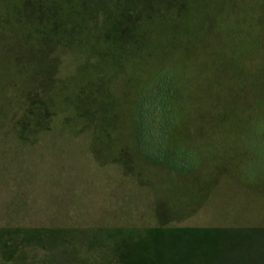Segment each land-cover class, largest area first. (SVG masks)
<instances>
[{
	"label": "rangeland",
	"instance_id": "1",
	"mask_svg": "<svg viewBox=\"0 0 264 264\" xmlns=\"http://www.w3.org/2000/svg\"><path fill=\"white\" fill-rule=\"evenodd\" d=\"M34 1L68 20L80 0ZM94 1L78 23L91 44L109 37L96 57L0 31V226L66 231L70 264H99L120 227L158 228L156 264H264V0H187L172 15L168 0ZM165 74L182 173L136 137L138 96ZM27 93L42 103L31 126Z\"/></svg>",
	"mask_w": 264,
	"mask_h": 264
},
{
	"label": "trees",
	"instance_id": "2",
	"mask_svg": "<svg viewBox=\"0 0 264 264\" xmlns=\"http://www.w3.org/2000/svg\"><path fill=\"white\" fill-rule=\"evenodd\" d=\"M110 1L97 0V3L103 6ZM117 1L118 3H123V0ZM92 2L95 1L80 0L75 16L65 20L58 15L55 9L56 6L54 5L56 3L49 7V9H40L36 7V1L34 0H0V31L2 33L5 30L13 31L18 29L20 32L24 31L28 35L36 36L46 43L56 42L66 47L69 51L87 52L89 50L88 53L96 57L95 50L97 45L102 47L108 46L110 43L109 37L102 38V43L97 40L99 44H91L84 37L87 36L86 27L83 26L81 29L78 23L80 15L84 11L83 9H87V5ZM158 2H161V0H158ZM186 2L187 0H180L178 3L173 2V0H168L166 6L172 15L175 13L174 9H178L177 13L184 10ZM145 8L152 10L153 5L147 4ZM100 11L101 9L99 8L98 11L96 10V13L101 14ZM168 14L162 13L159 16L166 18ZM127 15L133 21V28L138 29L141 27V22H143L142 16H137L133 13H128ZM152 16V13H146V19L148 21L152 19ZM88 43L91 46H88ZM172 94H174V89L166 74L155 77L142 88L138 96L135 111L136 137L140 152L146 158L157 163L165 164L176 173H182L188 171L184 167L187 155H181V153L173 151L167 144V132L173 126L174 122L172 116L174 103L170 99ZM84 97V101L82 100L83 103H85L86 98L92 99L90 93H85ZM24 102L26 112L30 116L27 118L29 121L26 124L27 126H31L34 124V120H39L34 117L32 118V114L42 103L39 100V96L34 93L24 95ZM23 103L22 106L24 105ZM80 112L82 116L91 115V112L85 110L80 109ZM43 121L38 122L37 126L42 127ZM6 198L7 196L1 199ZM158 227L162 228L160 226ZM157 229L156 227L147 228L146 232L142 233V237L135 233L138 230L137 228L120 227L112 229L109 236H107L110 237L112 243L106 248L102 256L99 255L102 254L99 252L98 256L101 259L99 264H156L157 261L155 260H158V258H153L155 255H152V258L150 256L156 246L155 241L158 242V235H155V230L157 233ZM12 232H15L17 235L20 234V240L15 239L12 242L11 240L5 239V236ZM67 235L66 231L53 227L16 229L0 226V264H21V260L28 262V264H70L63 257L65 254L68 255L65 248L62 247L59 249V245H64L67 240ZM14 238H16V235ZM102 242L107 244V241L102 240ZM29 244L39 245L40 248L35 247L36 250L33 248V253H29L27 251V245ZM92 245H87L90 252H92ZM135 251H138L143 256V259H133V256H137ZM149 252L150 254L145 256L142 254ZM74 264L86 263L74 262Z\"/></svg>",
	"mask_w": 264,
	"mask_h": 264
}]
</instances>
